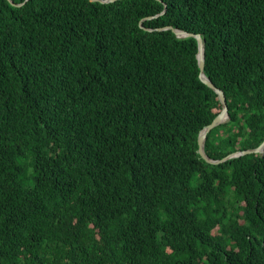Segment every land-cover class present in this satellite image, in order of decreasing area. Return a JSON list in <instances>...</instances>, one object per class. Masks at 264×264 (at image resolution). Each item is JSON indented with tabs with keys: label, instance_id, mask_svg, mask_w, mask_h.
I'll return each mask as SVG.
<instances>
[{
	"label": "trees",
	"instance_id": "trees-1",
	"mask_svg": "<svg viewBox=\"0 0 264 264\" xmlns=\"http://www.w3.org/2000/svg\"><path fill=\"white\" fill-rule=\"evenodd\" d=\"M11 1L0 264H264V0Z\"/></svg>",
	"mask_w": 264,
	"mask_h": 264
},
{
	"label": "water",
	"instance_id": "water-1",
	"mask_svg": "<svg viewBox=\"0 0 264 264\" xmlns=\"http://www.w3.org/2000/svg\"><path fill=\"white\" fill-rule=\"evenodd\" d=\"M27 0H25L26 2ZM91 2H99V3H110V2H114L117 0H89ZM8 2L12 5V6H21L22 4H14L11 0H8ZM164 12V10H163ZM162 12V13H163ZM152 17H148L145 18L144 20L147 19H151ZM139 27L142 28L143 30L146 31H152L151 29H146L142 26V22L139 23ZM162 30H170L176 38L178 39H184V38H194L196 40L197 43V55H196V59H197V66H198V70H199V79L202 83H204L208 88H210L211 90H213L215 92V94L218 97V100L221 104V111L220 113L213 119V121L205 126L199 133L198 138H197V145H198V149H197V153L199 154V156L208 164H218L221 162H224L226 160H229L231 158H236V157H240V156H244V155H249V154H263L264 153V141L255 149H250V150H244V151H237L235 153L229 154L228 156L224 157L221 160H211L204 152V143H205V139L207 134L215 127H217L218 125L224 123L225 121L228 120V113H227V105H226V100H225V96L223 94V92L218 89L217 87L214 86V84L205 76L204 74V43L203 40L201 38L200 35L198 34H192V33H188L185 32L183 30H178V29H174L172 27H165V28H161L158 29V31H162Z\"/></svg>",
	"mask_w": 264,
	"mask_h": 264
}]
</instances>
